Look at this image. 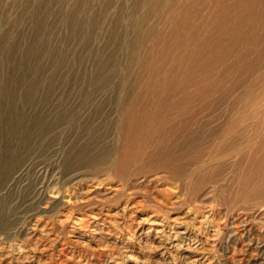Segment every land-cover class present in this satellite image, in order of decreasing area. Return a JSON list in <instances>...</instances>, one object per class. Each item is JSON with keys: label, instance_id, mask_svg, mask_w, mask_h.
Here are the masks:
<instances>
[{"label": "rangeland", "instance_id": "1", "mask_svg": "<svg viewBox=\"0 0 264 264\" xmlns=\"http://www.w3.org/2000/svg\"><path fill=\"white\" fill-rule=\"evenodd\" d=\"M0 264H264V0H0Z\"/></svg>", "mask_w": 264, "mask_h": 264}]
</instances>
